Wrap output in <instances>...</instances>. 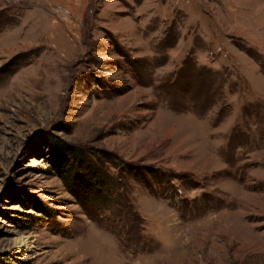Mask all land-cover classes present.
Returning a JSON list of instances; mask_svg holds the SVG:
<instances>
[{"label": "rangeland", "instance_id": "1", "mask_svg": "<svg viewBox=\"0 0 264 264\" xmlns=\"http://www.w3.org/2000/svg\"><path fill=\"white\" fill-rule=\"evenodd\" d=\"M0 264H264V0H0Z\"/></svg>", "mask_w": 264, "mask_h": 264}, {"label": "trees", "instance_id": "2", "mask_svg": "<svg viewBox=\"0 0 264 264\" xmlns=\"http://www.w3.org/2000/svg\"><path fill=\"white\" fill-rule=\"evenodd\" d=\"M98 178L101 179V176L99 177V175H97L96 173L94 175L90 173L87 176V181H88L89 186L92 185V183H93V185L90 187H88V186H84V187H88L89 192H93V188H95V184L99 183Z\"/></svg>", "mask_w": 264, "mask_h": 264}]
</instances>
